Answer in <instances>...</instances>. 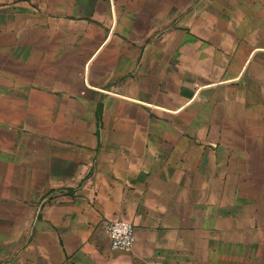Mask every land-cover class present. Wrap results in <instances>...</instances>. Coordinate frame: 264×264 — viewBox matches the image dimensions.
Returning a JSON list of instances; mask_svg holds the SVG:
<instances>
[{
	"label": "crops",
	"instance_id": "obj_1",
	"mask_svg": "<svg viewBox=\"0 0 264 264\" xmlns=\"http://www.w3.org/2000/svg\"><path fill=\"white\" fill-rule=\"evenodd\" d=\"M30 8L0 0V264H264V0Z\"/></svg>",
	"mask_w": 264,
	"mask_h": 264
},
{
	"label": "built area",
	"instance_id": "obj_2",
	"mask_svg": "<svg viewBox=\"0 0 264 264\" xmlns=\"http://www.w3.org/2000/svg\"><path fill=\"white\" fill-rule=\"evenodd\" d=\"M106 231L114 250L130 251L135 242V229L127 220H115L106 223Z\"/></svg>",
	"mask_w": 264,
	"mask_h": 264
},
{
	"label": "rangeland",
	"instance_id": "obj_3",
	"mask_svg": "<svg viewBox=\"0 0 264 264\" xmlns=\"http://www.w3.org/2000/svg\"><path fill=\"white\" fill-rule=\"evenodd\" d=\"M4 1H9V0H1V3L2 2H4ZM42 1L43 0H28V2H29V4H30V6H31V8H30V10L31 11H35V12H38L39 11V13L41 14V3H42ZM72 1H75V3H77L78 2V0H66V4H67V11L69 12L71 9H70V3L72 2ZM94 1H97V0H79V2H82V3H85L86 4V6H87V10H88V8H89V5L92 3V2H94ZM76 6V5H75ZM75 10V9H74ZM19 11H22V12H26V11H28V10H19ZM24 27V26H23ZM83 29H85L86 30V28H83ZM3 37H4V35H3ZM6 38L8 37V36H5ZM5 37H4V40H3V42H2V48H9L10 47V42L7 40V39H5ZM22 43V46H21V48H26L27 47V42L26 41H22V42H19V46H20V44ZM38 45H40V42H36ZM37 45V46H38ZM1 60H2V64H9V61H10V59H14L15 60V57H9V55H7V56H3V57H1L0 58ZM17 59H20V58H17Z\"/></svg>",
	"mask_w": 264,
	"mask_h": 264
}]
</instances>
